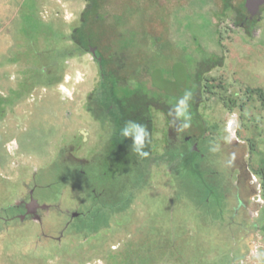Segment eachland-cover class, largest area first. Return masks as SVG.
<instances>
[{"label":"rangeland","instance_id":"374dc122","mask_svg":"<svg viewBox=\"0 0 264 264\" xmlns=\"http://www.w3.org/2000/svg\"><path fill=\"white\" fill-rule=\"evenodd\" d=\"M234 1L116 0L95 13L96 63L88 1L0 0V264H264V10L245 28ZM101 62L119 138L92 117ZM230 143L245 205L228 198ZM31 199L37 221L14 218Z\"/></svg>","mask_w":264,"mask_h":264},{"label":"flooded vegetation","instance_id":"af4514ba","mask_svg":"<svg viewBox=\"0 0 264 264\" xmlns=\"http://www.w3.org/2000/svg\"><path fill=\"white\" fill-rule=\"evenodd\" d=\"M245 1L246 0H235L234 1L235 4L238 3L241 6L240 8L237 9L236 20L239 21L240 26L245 27V28H251V27H254L253 25H255L260 20L261 12L264 10V3L261 4L258 7V9L254 8L253 2L245 5V8H244L243 5L246 4ZM92 49H94V48H91V47L88 48L89 51H91ZM93 59L97 63L98 55L96 54V56L93 57ZM101 83H102V80L100 79V81L98 83L99 84L98 88L94 91V93L90 94V96L88 97L89 101L93 104L94 109H95L93 114H92V117L96 121H101V123L106 122V123L112 124L114 129H115V133H114V137H115L117 135V132L119 131V124H122V121L120 120L121 121V122L119 121L120 123H117V122L115 123L112 119L113 115L111 113L105 112V110L103 111V103H100ZM103 112H105V113H103ZM100 114H102L103 117L106 116L107 119L103 120V117H102V120H99ZM163 115H164V120L166 122L165 126L168 129L167 134H166L167 141H166V144L164 146L165 147L164 153H167V150L169 149L170 144L172 143L171 140L173 138L172 134H170V130H169L171 127L170 126L171 115L169 113V109H165L163 112ZM176 121H177V118H176ZM116 138H117V136H116ZM184 142L186 143V146H184L186 153H185V155H182V156H188L189 154L192 155L195 153V154H198V156H197L198 159L202 158L195 142H193L192 140H186ZM115 143H116V140L113 144H115ZM226 148L228 150V153L226 154V156L224 155V157L226 159L225 164H227L232 170L237 169L238 173H239L236 180H234L232 183L231 182L227 183L229 185V187H231V192H230V195L228 198L231 200V202L233 201V202L237 203L240 201V202H242V204H244V203L246 204L247 200L245 201L242 196H244L246 193V189H247L246 187H247V181H248L249 175H248V170L242 161L243 151H242V149H238V146L231 144V143L228 144L226 146ZM218 185L220 188H222L220 183L219 184L216 183V186H218ZM224 185L226 186V184H224ZM27 201H29V198L27 199ZM239 205L240 204L238 203V206ZM21 206H23V204ZM35 208H36V203L31 199L30 203L23 206V211L21 212L22 215L20 214L16 217L17 218L19 217L22 219H24L26 217H30V218H32V220L37 221L35 218V215H34ZM241 217H242V215H241Z\"/></svg>","mask_w":264,"mask_h":264},{"label":"trees","instance_id":"16d2710c","mask_svg":"<svg viewBox=\"0 0 264 264\" xmlns=\"http://www.w3.org/2000/svg\"><path fill=\"white\" fill-rule=\"evenodd\" d=\"M88 1V6L86 8V11H88L90 14H92V18L91 20L87 18V20L85 19L84 21V25H83V28L79 29L78 31V38L81 37V39L84 41V46L85 48H95L94 45H92L91 43V35H90V32H91V28L93 27V25L95 23L98 22V19H97V16L95 15V13H102L99 9L102 8L103 12H111L113 11L114 12V9L116 8V5L114 1L116 0H86ZM85 11V12H86ZM86 25V27L84 28V26ZM97 50V49H95ZM99 56V55H98ZM100 64V63H99ZM101 80H102V83H101V91H100V96H101V99H100V103H103V111L105 110V112L109 113L108 109H109V106H112L113 109H114V114H113V121L116 123H120V118L118 116H120L119 114L116 115V111L119 113L120 112V107H117L116 105V102H115V98H116V95L119 94L117 92V88L118 87V84L117 82H114L111 80V77L109 78H106L105 77V71L103 70L104 68V65H103V62H101ZM108 72V70H107ZM165 110V109H164ZM103 112V113H105ZM120 121V122H119ZM121 124H119L120 126ZM120 131V129H119ZM118 131V132H119ZM117 132V138H119V134ZM259 176L261 177V183H260V190H261V195L263 196L264 198V165L262 166V168L259 170L258 172ZM262 231L264 232V226L262 227Z\"/></svg>","mask_w":264,"mask_h":264},{"label":"clouds","instance_id":"9594fccd","mask_svg":"<svg viewBox=\"0 0 264 264\" xmlns=\"http://www.w3.org/2000/svg\"><path fill=\"white\" fill-rule=\"evenodd\" d=\"M178 112H180L181 114H184L183 113V101L181 102V108L178 109ZM185 127H188V124H185ZM130 130L134 131L135 133L134 141H133L135 145L134 152H136L141 157H147L149 153L141 151V149L143 148L145 144L146 138L149 137V132L147 131L146 126L143 124H133L130 121H128L125 127L122 129V135L124 137L129 136Z\"/></svg>","mask_w":264,"mask_h":264},{"label":"water","instance_id":"95a60500","mask_svg":"<svg viewBox=\"0 0 264 264\" xmlns=\"http://www.w3.org/2000/svg\"><path fill=\"white\" fill-rule=\"evenodd\" d=\"M251 2L254 3V4H253L254 8L258 9V7H259L261 4L264 3V0H246V1H245V3H246L245 5H247L248 3H251ZM90 52H91V54H92L93 57L96 56V51H95V49H92Z\"/></svg>","mask_w":264,"mask_h":264},{"label":"crops","instance_id":"0c3cea01","mask_svg":"<svg viewBox=\"0 0 264 264\" xmlns=\"http://www.w3.org/2000/svg\"><path fill=\"white\" fill-rule=\"evenodd\" d=\"M165 146V145H164ZM14 218H17L16 216L14 217ZM19 218V217H18ZM21 220H19V221H22V218H20ZM32 221H35V220H32ZM23 222V221H22Z\"/></svg>","mask_w":264,"mask_h":264}]
</instances>
